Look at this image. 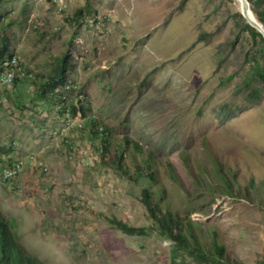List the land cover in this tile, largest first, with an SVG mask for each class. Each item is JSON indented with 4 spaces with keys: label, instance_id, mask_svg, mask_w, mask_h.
<instances>
[{
    "label": "rangeland",
    "instance_id": "1",
    "mask_svg": "<svg viewBox=\"0 0 264 264\" xmlns=\"http://www.w3.org/2000/svg\"><path fill=\"white\" fill-rule=\"evenodd\" d=\"M241 11L238 0H70L62 12L51 0H0V44L9 39L26 72L0 92V169L26 163L15 179L0 177V214L27 255L40 264H264V80L252 79L262 53ZM65 56L66 85L42 97ZM254 88L262 94L249 101ZM58 102L82 104L86 129L63 138ZM30 155L48 170L31 168ZM144 189L164 212L190 218L203 249L216 234L225 256L175 251Z\"/></svg>",
    "mask_w": 264,
    "mask_h": 264
},
{
    "label": "trees",
    "instance_id": "2",
    "mask_svg": "<svg viewBox=\"0 0 264 264\" xmlns=\"http://www.w3.org/2000/svg\"><path fill=\"white\" fill-rule=\"evenodd\" d=\"M251 4V9L255 14L256 18L264 25V6L258 5L254 0H249ZM243 16V15H242ZM250 28L253 38L257 41L259 40L261 45L262 61H257L255 65V70L252 74V79L258 80L259 83L264 80V36L256 28L247 23ZM11 58L13 55L9 50V39L3 38V43L0 44V59L5 57ZM70 62L67 56L60 60V63L54 68V74L50 75L45 84L40 89V95L42 97L46 96L48 93L55 92L57 88L66 85L67 71L69 69ZM259 77V78H258ZM251 78V77H249ZM252 79L247 80V85L251 86ZM262 94V90L259 88H254L250 93L248 100L255 101ZM73 113H76L77 106L75 103H71L70 106ZM80 108L86 114L84 106L80 105ZM77 115H82L79 111ZM91 133L98 135L99 130L96 131L93 127L91 128ZM136 148L139 145L135 144ZM121 155L116 156L113 159V163L118 164L121 167ZM221 171L219 172V174ZM152 176V175H151ZM221 178L223 175L220 174ZM223 182L229 188L230 184L226 178H223ZM229 193V192H228ZM143 202L147 206L151 217L155 220L160 227L163 236L171 239L175 243V251L187 250L195 255H200L208 257L213 260H220L225 256V248L218 241L217 235L213 238V250H205L202 248L200 241L197 239L195 232L193 231L192 223L189 217L182 219L171 211H163L160 206L154 203L153 195L151 190L144 189L143 192ZM187 223V226L185 225ZM118 225L125 232L130 234H142L145 232L143 228L131 227L123 221H118ZM0 264H40L37 259L30 255H27L21 246L13 238L10 226L7 221L0 214Z\"/></svg>",
    "mask_w": 264,
    "mask_h": 264
},
{
    "label": "clouds",
    "instance_id": "3",
    "mask_svg": "<svg viewBox=\"0 0 264 264\" xmlns=\"http://www.w3.org/2000/svg\"><path fill=\"white\" fill-rule=\"evenodd\" d=\"M12 58H16L15 56H12L11 58H8V61L7 62H3L2 63V66H1V68H0V79H1V76H2V74L6 71V69H7V63L8 62H10V60L12 59ZM17 59V58H16ZM18 67H20L21 69H22V65L18 62ZM22 71H24L23 69H22ZM25 72V71H24ZM25 76H26V72H25V75L23 76V77H16L11 83H9V84H4V85H2L1 83H0V92L1 91H3V90H6V89H11V88H14V87H16V85L21 81V80H23V78H25ZM1 81V80H0ZM61 88V87H60ZM60 88H57L56 90H55V92H52V94H54V93H57L58 91H59V89ZM58 96H60V100L59 101H61L62 103H64V99L62 98V97H64L63 96V94L62 93H59L58 94ZM62 103H60V102H58L54 107H53V109H54V113H53V116H55V118L56 119H58V120H60L61 121V123L59 124V126H60V128H59V131H61V128H62V126L63 125H65V113L66 112H69L70 114H71V117L75 120V121H77V122H80V120L82 121V123H83V127H77V129L78 130H85L86 129V127H87V117H86V114H84V112H83V110L80 108V105L79 104H77V103H75L76 104V106H77V110H76V113H73L72 112V110H71V108H70V106H71V104L68 106V105H66V106H64ZM43 104L46 106V104L43 102ZM81 112L82 113V115H81V117H77V113L78 112ZM47 112H49L47 109H40V113H42V116L41 117H46L47 116ZM76 129V127H74V128H72L68 133H70L72 130H75ZM37 131V130H36ZM67 133V134H68ZM50 138H54L55 136H53V135H50L49 136ZM66 137V135H64L63 136V138H65ZM66 141V143L68 142V140L66 139L65 140ZM36 161H41L43 164H44V162L42 161V160H39L36 156H34V155H30V156H28L27 157V163H29L30 165H32V167L31 168H39V169H41V170H43V171H47L48 170V168L45 166V164H44V166L47 168V170H44V169H42L40 166H38V165H36ZM17 163H21L20 164V167H19V172H18V174L16 175V177L21 173V171L23 170V168H24V166L26 165V163H24L21 159H18V160H15L14 162H12L11 164H8V165H4L3 167H1V169H0V173H1V170L3 169V168H6V167H13V166H15ZM0 177H1V175H0ZM16 177H14L13 179H15ZM2 179V178H1ZM13 179H8V180H4V179H2V180H4V181H9V180H13Z\"/></svg>",
    "mask_w": 264,
    "mask_h": 264
},
{
    "label": "bare ground",
    "instance_id": "4",
    "mask_svg": "<svg viewBox=\"0 0 264 264\" xmlns=\"http://www.w3.org/2000/svg\"><path fill=\"white\" fill-rule=\"evenodd\" d=\"M238 2H239L240 7L243 9L242 1L238 0ZM6 65H7V69L2 74L1 79H0L1 80L0 83L2 85L11 83L16 77H20L21 78V72L19 70L20 67H18V60L16 58H12L10 60V62H8ZM9 74H10V80L9 79H4V76H7ZM77 117H81V115H77ZM65 122H66L65 125L62 126V128H63L62 131H63L64 134L65 133L67 134L74 127H76V128L77 127H83L82 121L81 120H80V122L75 121L71 117V114L69 112L65 113ZM88 158H89V155L84 156L83 159H82V162L83 163H87V161L89 160ZM20 164L21 163H17L13 167L3 168V169H11V168H13V169L9 173V178H2V176H3V169H2L1 173H0L1 178L4 179V180L5 179L8 180V179H13L14 177H16V175L18 174V172L20 170L19 169ZM36 165L40 166L44 170H47V168L44 166V164L41 161H36Z\"/></svg>",
    "mask_w": 264,
    "mask_h": 264
},
{
    "label": "water",
    "instance_id": "5",
    "mask_svg": "<svg viewBox=\"0 0 264 264\" xmlns=\"http://www.w3.org/2000/svg\"><path fill=\"white\" fill-rule=\"evenodd\" d=\"M243 9L241 11L242 15L246 18L247 22L261 32L264 36V25L256 18L255 14L251 9V4L249 0H241Z\"/></svg>",
    "mask_w": 264,
    "mask_h": 264
},
{
    "label": "built area",
    "instance_id": "6",
    "mask_svg": "<svg viewBox=\"0 0 264 264\" xmlns=\"http://www.w3.org/2000/svg\"><path fill=\"white\" fill-rule=\"evenodd\" d=\"M69 1L70 0H51V2L57 7V11H59V12L64 11L68 7ZM4 79H9L10 80V74L7 75V76H4ZM12 169L13 168H11V169H3L2 178H9V173L11 172Z\"/></svg>",
    "mask_w": 264,
    "mask_h": 264
}]
</instances>
